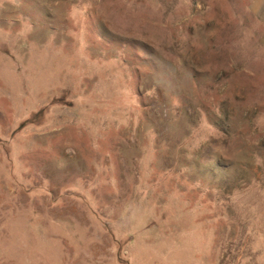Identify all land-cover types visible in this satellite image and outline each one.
I'll use <instances>...</instances> for the list:
<instances>
[{
    "label": "rangeland",
    "instance_id": "1",
    "mask_svg": "<svg viewBox=\"0 0 264 264\" xmlns=\"http://www.w3.org/2000/svg\"><path fill=\"white\" fill-rule=\"evenodd\" d=\"M0 264H264L248 0H0Z\"/></svg>",
    "mask_w": 264,
    "mask_h": 264
},
{
    "label": "crops",
    "instance_id": "2",
    "mask_svg": "<svg viewBox=\"0 0 264 264\" xmlns=\"http://www.w3.org/2000/svg\"><path fill=\"white\" fill-rule=\"evenodd\" d=\"M250 11L264 21V0H248Z\"/></svg>",
    "mask_w": 264,
    "mask_h": 264
}]
</instances>
